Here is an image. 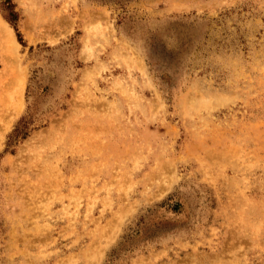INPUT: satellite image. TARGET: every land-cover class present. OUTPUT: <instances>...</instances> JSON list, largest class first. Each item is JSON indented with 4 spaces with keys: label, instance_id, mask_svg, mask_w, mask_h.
Masks as SVG:
<instances>
[{
    "label": "rangeland",
    "instance_id": "rangeland-1",
    "mask_svg": "<svg viewBox=\"0 0 264 264\" xmlns=\"http://www.w3.org/2000/svg\"><path fill=\"white\" fill-rule=\"evenodd\" d=\"M0 20V264H264V0Z\"/></svg>",
    "mask_w": 264,
    "mask_h": 264
},
{
    "label": "bare ground",
    "instance_id": "bare-ground-1",
    "mask_svg": "<svg viewBox=\"0 0 264 264\" xmlns=\"http://www.w3.org/2000/svg\"><path fill=\"white\" fill-rule=\"evenodd\" d=\"M0 34L1 36L6 39L8 42V46L11 47L12 44L16 45L18 42L14 39L12 29L7 26V24H4L2 20H0ZM13 51V50H11ZM24 82V79H23ZM23 84V83H22ZM20 85V84H19ZM23 86V85H22ZM7 128V127H6ZM70 140V139H69ZM99 237V236H98Z\"/></svg>",
    "mask_w": 264,
    "mask_h": 264
},
{
    "label": "trees",
    "instance_id": "trees-1",
    "mask_svg": "<svg viewBox=\"0 0 264 264\" xmlns=\"http://www.w3.org/2000/svg\"><path fill=\"white\" fill-rule=\"evenodd\" d=\"M7 2L9 3V0H7ZM18 34L20 35V32H18Z\"/></svg>",
    "mask_w": 264,
    "mask_h": 264
}]
</instances>
